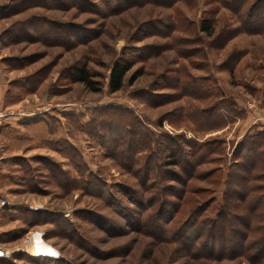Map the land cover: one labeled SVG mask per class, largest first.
<instances>
[{"label":"rangeland","instance_id":"1","mask_svg":"<svg viewBox=\"0 0 264 264\" xmlns=\"http://www.w3.org/2000/svg\"><path fill=\"white\" fill-rule=\"evenodd\" d=\"M226 1L0 0V264H264L239 253L237 234L231 257H189L140 202L159 192L140 180L148 160L176 221L204 201L214 216L237 144L264 132V34L242 29L264 16L242 19ZM116 62L132 68L112 92ZM84 66L95 90L73 74ZM213 148L223 154L196 162ZM36 232L56 254L31 253Z\"/></svg>","mask_w":264,"mask_h":264},{"label":"trees","instance_id":"2","mask_svg":"<svg viewBox=\"0 0 264 264\" xmlns=\"http://www.w3.org/2000/svg\"><path fill=\"white\" fill-rule=\"evenodd\" d=\"M128 2L129 4L132 3L130 1ZM223 2L228 3L226 0H223ZM248 2L249 0H239V5L232 8L239 16L243 17L242 19L245 18L250 22H255L264 16V7H261L264 4V0H255L250 4L249 10L246 13L243 10ZM243 25L242 29L247 32L264 34V25L249 26L246 23ZM200 30L212 36L216 31L215 23L210 19H205L200 25ZM131 68V63H114L109 77V86L112 92H117L124 87L128 72ZM73 74L77 81L86 84L93 90L96 89L93 86L95 83L92 77L93 75L87 67L77 68L73 71ZM137 77V75H134L129 83L133 84ZM189 87L191 88L190 90L194 91L195 86L193 84L189 85ZM263 135L264 132H259L255 136H250L249 133L237 144L234 150L236 162L230 164L228 168L229 174L225 181L226 188L223 190L222 200L217 206L214 216L205 213L212 201H204L192 209L187 220L176 221L175 216H173L176 208L174 206L172 208V202L168 200V195L170 194H166L168 190H172V187L158 188L156 186L155 179L157 176L152 173L151 169H148L150 164L147 160L146 165H144L145 174H142L140 180L145 186L146 191L156 189L159 192H154L146 200L140 199L142 204L145 203V210L142 215H146L144 212L147 209L152 210L149 216H155L158 219L159 230L163 235L162 238L168 242L179 244L184 249L185 255L189 257L211 260H222L226 257H231L233 254H237L238 251L233 250L230 255H227L224 247L233 239V234H237L240 237L239 245L241 248L239 253L246 255L250 261L258 263L260 258H264ZM203 153L205 155L195 154L197 157L196 162L200 163L208 159L213 153L223 154L222 150H216V148L210 149V151L204 150ZM175 156L177 157V154L172 150L169 155L168 165L176 166L180 163ZM137 164L133 163L131 166H127V168L140 174V168L135 167ZM237 168L242 172L240 182L235 181V176L238 175ZM213 171L216 172L217 170L215 169ZM221 180L222 177L220 176L214 182L219 184ZM102 187L101 190L103 189ZM103 192L108 196V200L113 206L121 207L122 203L120 200H115L109 192L104 190ZM158 202L161 204L156 207ZM167 206H169L170 211L175 208V211H172L173 213L171 215H168L169 213L165 211ZM235 220L239 221L243 229L236 230L232 232L231 236H228L227 230L229 225L233 224ZM215 245L219 246V249H216ZM197 246L200 248L194 249ZM259 251H261V254L257 253ZM39 256L41 257L42 255ZM257 256L259 257L257 258Z\"/></svg>","mask_w":264,"mask_h":264},{"label":"bare ground","instance_id":"3","mask_svg":"<svg viewBox=\"0 0 264 264\" xmlns=\"http://www.w3.org/2000/svg\"><path fill=\"white\" fill-rule=\"evenodd\" d=\"M33 237V238H32ZM31 240L28 242L29 249L33 255H54V247L43 239L42 233H33Z\"/></svg>","mask_w":264,"mask_h":264},{"label":"built area","instance_id":"4","mask_svg":"<svg viewBox=\"0 0 264 264\" xmlns=\"http://www.w3.org/2000/svg\"><path fill=\"white\" fill-rule=\"evenodd\" d=\"M8 255L7 248L0 246V257H6Z\"/></svg>","mask_w":264,"mask_h":264}]
</instances>
